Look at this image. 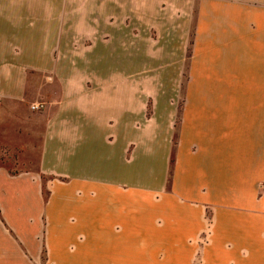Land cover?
<instances>
[{
    "label": "crops",
    "instance_id": "crops-1",
    "mask_svg": "<svg viewBox=\"0 0 264 264\" xmlns=\"http://www.w3.org/2000/svg\"><path fill=\"white\" fill-rule=\"evenodd\" d=\"M35 124L0 264H264V0H0V147Z\"/></svg>",
    "mask_w": 264,
    "mask_h": 264
},
{
    "label": "rangeland",
    "instance_id": "rangeland-1",
    "mask_svg": "<svg viewBox=\"0 0 264 264\" xmlns=\"http://www.w3.org/2000/svg\"><path fill=\"white\" fill-rule=\"evenodd\" d=\"M196 5V4H195ZM195 10V9H193ZM191 37H192V28H191V32H190V40H189V44L191 43ZM177 110L180 109V101L177 102ZM29 108H30V105H29ZM31 110V109H30ZM147 110H148V113H149V108L147 107ZM147 110H146V114L147 113ZM32 111V110H31ZM34 112H39V111H34ZM39 124H35L34 126V140L33 141V145H34V148L30 150V154L27 155L28 158L26 160H24L23 158V161H17L16 158H17V155L13 152L11 153H8V151H4L1 147H0V166H3V167H6L8 168L12 173H16L18 171H21V170H28V169H35L36 168V164H37V160H38V136L39 134L37 133V130L39 131ZM10 140L12 142H16L17 140H19V138L17 136H12L10 138Z\"/></svg>",
    "mask_w": 264,
    "mask_h": 264
},
{
    "label": "built area",
    "instance_id": "built-area-1",
    "mask_svg": "<svg viewBox=\"0 0 264 264\" xmlns=\"http://www.w3.org/2000/svg\"><path fill=\"white\" fill-rule=\"evenodd\" d=\"M43 107H44V104H42V103H32L30 105V109L32 111H40L43 109Z\"/></svg>",
    "mask_w": 264,
    "mask_h": 264
},
{
    "label": "trees",
    "instance_id": "trees-1",
    "mask_svg": "<svg viewBox=\"0 0 264 264\" xmlns=\"http://www.w3.org/2000/svg\"><path fill=\"white\" fill-rule=\"evenodd\" d=\"M147 113H148V110H147Z\"/></svg>",
    "mask_w": 264,
    "mask_h": 264
}]
</instances>
